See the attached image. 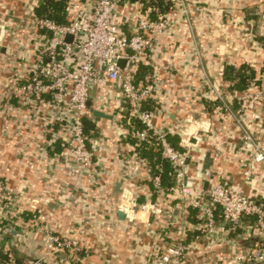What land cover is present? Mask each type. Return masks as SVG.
<instances>
[{"label":"crops","instance_id":"1","mask_svg":"<svg viewBox=\"0 0 264 264\" xmlns=\"http://www.w3.org/2000/svg\"><path fill=\"white\" fill-rule=\"evenodd\" d=\"M48 1L0 0V182L12 192L21 217L18 224L5 222L1 228L0 259L9 255L16 264H46L43 234L33 229L32 222L43 213L52 215L48 225L55 233L82 247L83 264H156L167 234L177 240L182 232L192 251L183 264H211L227 247L217 242L211 246V240L197 238L199 234L190 229L196 224V212L181 199L175 179L172 186L164 185L169 190L165 194L156 193L151 163L133 142L140 125L129 120L118 84L103 81L95 87L85 114L94 127L87 134L95 154V181L75 177L62 116H54L48 107L38 112L25 106L19 87L29 77L24 70L34 65L43 37L33 18ZM63 2L69 24L80 15H91L94 4V0ZM185 2L202 13L192 7L189 17L176 19L170 31L153 43L151 58L137 64V84H144L146 73L151 75L156 87L150 105L154 123L169 134L177 150L189 156L186 179L196 195L228 185L264 203V167L258 166L249 182L244 177L251 150L244 131L264 145V103L262 118L241 127L238 103L228 111L220 101L204 97L207 79L225 95L234 92L231 89L239 79H230V69L252 72L242 94L250 82L261 79L264 0ZM156 3L128 0L121 5L116 23L130 34L134 16L156 19L163 14ZM139 74L144 76L141 81ZM207 154L213 165L203 174ZM123 190L147 210L139 209L131 217L124 209L127 216L121 220ZM70 260L63 252L52 255L48 263L70 264Z\"/></svg>","mask_w":264,"mask_h":264},{"label":"built area","instance_id":"2","mask_svg":"<svg viewBox=\"0 0 264 264\" xmlns=\"http://www.w3.org/2000/svg\"><path fill=\"white\" fill-rule=\"evenodd\" d=\"M127 1L94 0L91 15H80L68 25H60L46 17L33 18L43 37L36 49L34 65L24 70L29 77L26 76L27 80L19 87L25 106L38 112L48 107L54 116H62L60 120L66 123L69 148L76 167L75 177L95 181V154L89 147L91 138L85 133L84 118L92 90L103 81L118 84L128 104L129 120L139 122L141 126L135 134L138 147L145 143H155L159 147L162 160L174 169L181 199L196 212V224L189 228L199 234L197 238L211 240V246L217 242V245L227 247L226 253L218 254L217 260L211 264H264V203H257L244 191L228 185L214 186L196 195L195 188L186 179L189 156L178 151L169 134L154 123L155 114L150 105L156 87L151 75H147L140 86L136 81L137 64L151 58L153 43L170 31L176 19L189 17L192 7L199 12L202 10L196 5L190 6L185 0H167L171 4L169 12L156 19L134 16L130 22V34H125L116 19L121 5ZM67 36L73 37L72 43L66 42ZM120 60L126 61L123 69L118 65ZM46 96L50 100H45ZM204 97L220 101L228 111L232 110L233 103H238L237 122L241 127L257 122L262 118L264 73L260 80L250 82L248 91L239 96L225 95L207 79ZM244 136L246 143L251 145L244 171L245 180L249 182L254 170L261 165L264 167V145L247 130ZM152 183L157 194L169 191L160 175H153ZM124 203L123 208L131 217L139 209L147 210L146 206L138 205L135 197L132 201L124 200ZM17 205L12 192L0 182V231L5 222L18 224L21 220L16 214ZM49 217L52 215L40 213L32 218L33 229L42 231L47 247L42 262L49 264L52 255L64 252L70 257V264H83L82 247L55 233L48 225ZM168 234V242H164L156 253V264L185 263L192 252L187 235L178 233L176 240ZM10 258L3 264H16L14 258Z\"/></svg>","mask_w":264,"mask_h":264},{"label":"trees","instance_id":"3","mask_svg":"<svg viewBox=\"0 0 264 264\" xmlns=\"http://www.w3.org/2000/svg\"><path fill=\"white\" fill-rule=\"evenodd\" d=\"M162 13L169 12L171 4L167 0H157V3L155 4ZM66 13H67V7L63 1L57 2L55 0L48 1L43 7L39 8L37 10L38 17H46L48 19L54 20L60 25H68L69 23L66 22ZM66 20V21H65ZM229 77L232 80L239 79V83L235 84V89H231L234 91L232 94L239 95L246 91L247 87V80H249V77L251 75V70H245V71H238L235 72L234 69L229 70ZM143 74H139L137 76V79L141 81L144 76ZM147 73L145 74L146 77ZM142 77V78H141ZM138 126L140 125L139 122H136ZM84 125H85V133H89L91 130L94 129L93 125L88 121V118H84ZM139 130H141V126H139ZM88 135V134H87ZM170 139V136H169ZM133 142L137 144V140L133 139ZM174 145V144H173ZM175 146V145H174ZM178 151H180L178 149ZM138 153L146 158L151 163V168L153 171V175H160L163 179V184L167 187L172 186L174 184V169L171 167V165L165 161L162 160L161 154L159 151V147L154 143H145L142 146L138 147ZM11 258L9 255H3L0 259L1 261H9Z\"/></svg>","mask_w":264,"mask_h":264},{"label":"water","instance_id":"4","mask_svg":"<svg viewBox=\"0 0 264 264\" xmlns=\"http://www.w3.org/2000/svg\"><path fill=\"white\" fill-rule=\"evenodd\" d=\"M73 37L72 36H67L66 37V42L68 43H72ZM126 61L125 60H120L118 65L123 69L125 67ZM91 106V103H88V107ZM95 115L98 117H105V115H103L100 112H95ZM213 165V158L211 157V154H207L205 161H204V165H203V174H205L207 172V170ZM122 198L126 201H132V199L134 198V196L129 193V191L127 190H123L122 191ZM126 213L123 207H121L120 211H119V218L121 220H125L126 219Z\"/></svg>","mask_w":264,"mask_h":264},{"label":"rangeland","instance_id":"5","mask_svg":"<svg viewBox=\"0 0 264 264\" xmlns=\"http://www.w3.org/2000/svg\"><path fill=\"white\" fill-rule=\"evenodd\" d=\"M200 13H202V12H200Z\"/></svg>","mask_w":264,"mask_h":264}]
</instances>
